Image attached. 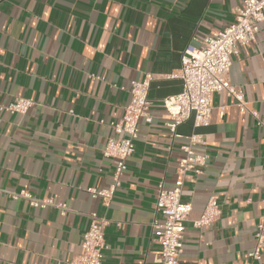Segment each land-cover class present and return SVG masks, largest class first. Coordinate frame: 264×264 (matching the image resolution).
<instances>
[{"label":"crops","instance_id":"0c3cea01","mask_svg":"<svg viewBox=\"0 0 264 264\" xmlns=\"http://www.w3.org/2000/svg\"><path fill=\"white\" fill-rule=\"evenodd\" d=\"M241 4L0 0V104L15 97L33 102L26 114L0 111V264H65L80 252L92 212L108 220L102 264H153L160 252L153 227L165 220L156 210L158 184H174L180 146L192 132L204 134L196 152L208 156L201 174L183 178L181 199L192 208L179 264L245 263L264 225V21L253 43L238 46L227 75L247 110L226 90L214 93L209 125L195 128L190 117L177 127L181 137L171 139L162 104L182 89L171 74L185 46L233 23ZM147 74L152 121L138 122L122 183L104 207L86 189L112 181L114 160L101 153L113 134L107 123L123 114L130 81ZM21 189L65 202L67 210L13 199ZM211 195L219 218L195 228ZM260 252L264 257V240Z\"/></svg>","mask_w":264,"mask_h":264},{"label":"built area","instance_id":"2783aa9c","mask_svg":"<svg viewBox=\"0 0 264 264\" xmlns=\"http://www.w3.org/2000/svg\"><path fill=\"white\" fill-rule=\"evenodd\" d=\"M234 22L217 30L216 33L204 37L198 45L189 43L182 50L178 72L171 76L181 79L182 86L179 93L167 96L162 104L167 111L164 125L168 137L179 138L177 127L182 121L192 118L195 128L209 125L211 112L210 101L214 93L226 90L238 105L241 111L247 110V105L241 89L231 86L228 72L231 58L238 53V46L253 43L264 21V0H242V4L235 10ZM264 67V55L262 56ZM95 78H98L97 76ZM151 74L142 81L132 80L127 86L129 100L124 106L123 114L117 120L107 123L112 130V135L106 138L101 151L104 158H112L115 168L112 181L106 188L95 186L86 190L92 197L102 201L104 207H109L111 199L121 185V176L127 169V158L135 150V141L138 138V122L152 121L150 101L148 99ZM123 89V88H121ZM33 106V102L24 97H15L8 103L0 104V111L9 114H26ZM257 123L261 124L256 110H248ZM203 133L192 132L185 136V141L180 146L182 156L178 158L175 182L171 187L158 184L156 210L165 220L161 224H154L153 230L160 245V252L153 264H179L180 254L184 246L185 223L191 211V203L181 199L183 178L187 171L201 174L207 164V153L196 152V147L205 145ZM13 199L22 197L32 207L55 206L61 214L67 210L65 202H53L52 199L39 200L34 198L27 189H21L11 194ZM208 201L199 218L192 221L195 228L203 229L214 223L220 214L218 198L214 195ZM88 225L81 236L80 252L65 264H102L104 252L107 249L104 229L108 220L96 212L88 214ZM263 224L258 225L255 246L247 252L244 264H264V257L260 252V244L264 240Z\"/></svg>","mask_w":264,"mask_h":264}]
</instances>
